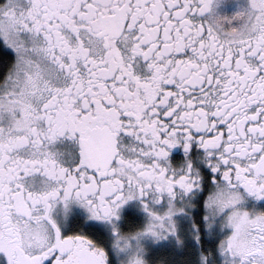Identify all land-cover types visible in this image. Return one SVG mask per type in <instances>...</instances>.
Returning <instances> with one entry per match:
<instances>
[{
	"label": "snow or ice",
	"instance_id": "obj_1",
	"mask_svg": "<svg viewBox=\"0 0 264 264\" xmlns=\"http://www.w3.org/2000/svg\"><path fill=\"white\" fill-rule=\"evenodd\" d=\"M0 264H264V0H0Z\"/></svg>",
	"mask_w": 264,
	"mask_h": 264
}]
</instances>
